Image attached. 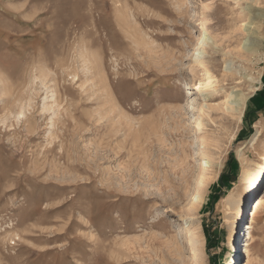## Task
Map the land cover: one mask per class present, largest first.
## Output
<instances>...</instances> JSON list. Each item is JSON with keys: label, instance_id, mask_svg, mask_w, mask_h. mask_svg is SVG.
Segmentation results:
<instances>
[{"label": "rangeland", "instance_id": "rangeland-1", "mask_svg": "<svg viewBox=\"0 0 264 264\" xmlns=\"http://www.w3.org/2000/svg\"><path fill=\"white\" fill-rule=\"evenodd\" d=\"M259 44L264 0H0V264H264Z\"/></svg>", "mask_w": 264, "mask_h": 264}, {"label": "bare ground", "instance_id": "bare-ground-1", "mask_svg": "<svg viewBox=\"0 0 264 264\" xmlns=\"http://www.w3.org/2000/svg\"><path fill=\"white\" fill-rule=\"evenodd\" d=\"M244 30L246 32L250 31L248 27H245ZM202 38H201V41L199 43V48L198 50L196 51L195 53V62L197 63H201L204 65V57H203V53L205 52V50L202 52V50L206 47H208L207 45L210 44V38L208 37L209 34H208V29H207V26L206 24H203L202 25ZM243 46H242V49H245L247 50V52L249 53H253L254 52V47L258 44H256V42H252L250 39L246 38L245 42L242 43ZM259 47L260 49L264 47V45L262 46V44H259ZM256 52L258 51L257 48H255ZM260 51V50H259ZM196 63V64H197ZM225 71H227L228 73L226 74V76H232L234 77V72L235 70H233L232 66H230L229 64L226 65V68H225ZM208 71L206 73V75H208ZM212 83H211V80L208 78V81L207 83L204 85V84H201L199 82V84H196V87L197 89L201 90L203 89L204 87H207V86H210ZM236 98H238V100L235 101L236 103V109L238 110H241V113L243 112V109L246 105V102L248 100V98L244 95H238L236 96ZM228 105H229V101L227 102ZM260 133V132H259ZM259 133L257 134V136H259ZM256 136V137H257ZM255 137V138H256ZM200 155L201 156H205V154L203 153L202 149H200ZM201 165V168H200V173H199V177H198V187L200 188V192L193 195V200H194V206L193 208H191L190 212L194 213L195 211L198 210V208L203 204L204 202V197H202V195L205 193V190H206V187L208 186V178L210 176V172H211V165H208V162H205L204 161V158H203V161H201L200 163ZM263 189V190H262ZM202 195H201V194ZM259 197L254 200L253 202L247 204V211L244 213L243 212V218L246 220V222H250V224L254 223L256 218L258 217L259 215V211L260 209L262 208V206L264 205V183L260 186V192H259ZM246 223V224H247ZM248 229H250L251 227H247ZM246 228V230L248 231V229ZM243 229V228H242ZM251 230V229H250ZM249 232V231H248ZM247 233V232H246ZM248 234V233H247ZM246 239V238H245ZM253 240V234L252 232H250L248 234V239L246 240V247H250L251 245L249 244L251 241ZM197 251H199V248L196 249ZM247 249H245L246 251ZM247 252V251H246ZM245 252V253H246Z\"/></svg>", "mask_w": 264, "mask_h": 264}, {"label": "built area", "instance_id": "built-area-1", "mask_svg": "<svg viewBox=\"0 0 264 264\" xmlns=\"http://www.w3.org/2000/svg\"><path fill=\"white\" fill-rule=\"evenodd\" d=\"M249 223H250V222H249ZM250 225H251V224H250ZM245 249H246V248L244 247V249H243V250L245 251Z\"/></svg>", "mask_w": 264, "mask_h": 264}]
</instances>
